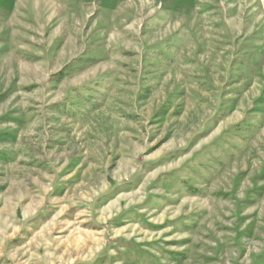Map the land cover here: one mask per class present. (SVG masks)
Wrapping results in <instances>:
<instances>
[{"label": "rangeland", "instance_id": "1", "mask_svg": "<svg viewBox=\"0 0 264 264\" xmlns=\"http://www.w3.org/2000/svg\"><path fill=\"white\" fill-rule=\"evenodd\" d=\"M0 264H264V0H0Z\"/></svg>", "mask_w": 264, "mask_h": 264}]
</instances>
